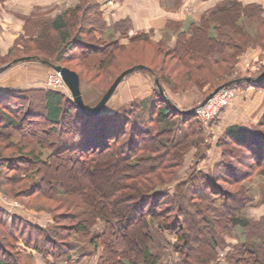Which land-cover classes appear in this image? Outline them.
Listing matches in <instances>:
<instances>
[{"label": "trees", "instance_id": "16d2710c", "mask_svg": "<svg viewBox=\"0 0 264 264\" xmlns=\"http://www.w3.org/2000/svg\"><path fill=\"white\" fill-rule=\"evenodd\" d=\"M251 10L264 25V17L259 16L262 9L258 5L224 0L204 12L188 31L178 30L179 26L173 24L178 32L172 48L162 41L155 44L163 47L166 56L176 58L193 54L197 41L210 43L220 51L217 44H223V41L212 33H219L221 25L245 21ZM77 13V9L68 8L56 18L52 28L59 39L57 49L50 57L34 59L69 68L78 74L80 81L86 80L96 89L93 77L98 78L114 65L121 51L129 50L137 41L152 42L149 33L136 32L129 36L125 21L105 27L100 17L85 23ZM260 47L264 50V43ZM12 50L8 55L0 56L4 60L10 57L0 68L17 58L12 56ZM237 54L226 56L232 61ZM62 57L88 59L81 62L88 76H94L84 79L81 72L63 63ZM132 58L134 63L118 71L111 80L108 78L101 94L123 70L134 65L146 66L148 70L137 71L148 74L152 82L157 78L167 97V89L174 93L186 91H178L168 83V69L165 75L143 61L142 56L140 62L136 60L139 57ZM263 70L264 67L248 76L256 77ZM243 76L247 75L221 78L208 90ZM246 86L264 91V78L232 85L236 89ZM39 122L40 127H44L40 130L44 136L36 135L33 129ZM203 142L202 127L195 119L194 111L185 113L172 108L154 83L148 96L133 99L114 112L104 107L96 116L80 112L62 92L41 89L0 92V143L12 150L5 156L0 149V168L14 172L6 180L11 185L21 184L25 197L43 196L45 189L52 197L60 198L66 194V187L60 182L63 177L54 181L49 176V172L60 164L58 160L61 164L72 161L78 165L69 174L74 179L70 190L76 195L86 192L75 179L82 173L88 181L92 180L98 172L97 165L108 160L123 162L117 175L126 187V190L116 189L118 201L110 196L102 200L100 183L94 184L90 180V187L84 188L90 191L85 199L88 207L79 206L73 213L65 214L67 220H74L69 226H58V219L64 216L52 212V224L40 227L0 208V264H18L21 249L25 248L54 259H66L74 249L80 256H93L99 251L94 264H163L152 246L157 239L162 240L165 232L176 235L173 247L183 264H213L224 235H231L236 240L225 254L226 264H264V215L259 220H252L243 213L252 202L244 182L253 172L263 178L258 203L264 204V111L254 128L233 126L222 132L217 141L221 157L210 170L203 172L191 168L185 178L175 183L171 193L162 189L174 178L186 153ZM229 145L245 151L250 157L235 158L234 153L226 150ZM42 149L48 150L45 158ZM229 155L234 156L235 164L225 161ZM236 164L244 170L237 169ZM26 181L28 185L22 183ZM219 182L238 188L232 192L222 188ZM122 203H128L129 207H120ZM154 222L158 223L155 228L152 227Z\"/></svg>", "mask_w": 264, "mask_h": 264}, {"label": "rangeland", "instance_id": "374dc122", "mask_svg": "<svg viewBox=\"0 0 264 264\" xmlns=\"http://www.w3.org/2000/svg\"><path fill=\"white\" fill-rule=\"evenodd\" d=\"M208 11V10H206ZM251 14L246 18L245 21L237 22L236 24L232 25H221L218 29L220 32H213L212 34L220 40L223 41V44H217L220 51L217 50L215 46H211L210 43L206 42H195L193 47V54L185 55L183 57L176 58V56H170L163 53V47L156 45L155 41L151 40L152 42H143L137 41L135 44L131 45L132 48L129 50L121 51L119 54V60L112 65L107 71L104 72L95 79L94 75L88 73L86 71L85 65L81 61L87 62L88 59L78 58L70 60V58H63L61 61L65 62L66 65L69 67L77 69L81 72L84 79H88L92 76L94 80L93 84L97 86V90L89 89L86 90L82 85L84 98L86 101H97L103 88L108 82V78L111 80L112 76L116 74L121 69L125 68V66L130 65L133 61L132 56L139 57L136 59L140 62V56H142V60H146L147 62L154 65L156 68L160 69L163 74H165L166 69H168V83L175 87L176 90H186L185 92H171L167 89L169 94H178V93H195L197 103L196 105L211 91L208 90L209 86H212L216 83L221 81V78L226 79L228 77L234 78L241 75H255L264 67V50L260 47V44L264 43V25L260 24V20L258 16L251 10ZM261 18L264 17V12L261 10ZM85 23L91 21V16L87 15V13L82 17ZM90 24V23H89ZM179 26V25H178ZM166 29H168V35H173L174 43L176 40V33L180 29V26L173 27V24L170 23ZM149 33L150 38L152 39L151 32ZM171 33V34H169ZM58 35H48L47 37L43 36L38 39V41L28 42L26 41L25 46L19 50H12V56H19V55H28V54H45L52 56L54 54V50L57 49L58 46ZM122 42H126L125 39H122ZM160 42V41H157ZM163 42V41H162ZM174 45V44H173ZM182 46V45H181ZM136 48V52L134 51ZM172 48V46L170 47ZM183 47H180L182 49ZM249 50H258V54L254 58H249L246 63L242 62L246 53ZM76 51H78L76 49ZM223 51V52H222ZM11 52V53H12ZM157 53V54H156ZM196 53H198L196 55ZM237 54L233 57L232 61L226 56ZM163 55V57H162ZM131 56V57H129ZM7 57L5 60L9 59ZM223 58L222 61L214 62V60H219ZM91 59V58H89ZM4 59H0V65L2 64ZM233 62V64L230 63ZM134 63V62H133ZM83 64V65H82ZM6 65V64H5ZM4 66V65H3ZM12 67H24L27 69H35V71L40 72V79L43 83V80L46 78L47 73L51 71L48 69V66L43 65L38 61V59H32L30 61L25 62H18L12 64L11 67L8 69H12ZM89 68V67H88ZM7 69V70H8ZM14 69V68H13ZM6 70V71H7ZM89 70V69H88ZM36 72V73H37ZM9 74L8 72H2L1 74L6 75ZM34 73V74H36ZM134 73H142L144 72L135 71ZM32 74V73H30ZM167 74V75H168ZM127 75V77H131ZM166 75V74H165ZM22 76H26L22 79ZM28 73L23 72H15L13 77L11 76L12 81L16 83L18 86H24L25 81L27 80ZM21 77V78H20ZM150 77V76H149ZM151 80V78H150ZM86 81V80H84ZM152 81V80H151ZM205 82V83H203ZM152 82V86H153ZM202 83V85L200 84ZM153 88V87H152ZM101 91V92H100ZM210 91V92H209ZM233 97L236 96V88L233 89ZM209 92V93H208ZM67 96V95H66ZM71 99V96H67ZM233 99V98H232ZM199 100V101H198ZM229 106V105H228ZM227 106V107H228ZM194 108V107H193ZM225 110V109H224ZM220 113L222 115L223 111ZM263 113V112H262ZM219 115V116H220ZM38 119V118H37ZM195 119L199 122L200 126L202 127V133L204 135V142L202 145L196 146L191 148L185 155L183 159V163L180 168L177 170L176 175L174 178L167 184H164L161 188L167 189L170 191L173 190V186L175 183L183 178L186 177L188 172L191 168L200 169L203 172H207L211 169L213 164L219 161L221 157V148L218 146V139L219 136L222 134L218 133L219 131L215 129L217 125V120L212 121L208 125H204L197 115H195ZM40 122L33 126L35 129L36 135H43L40 131L44 127H40ZM256 125V124H255ZM255 125H252L251 128H254ZM39 130V132H37ZM215 137V138H214ZM215 146L217 149H214ZM1 154L9 155L11 154L12 150L6 149L2 143H0ZM226 150L230 153H234L235 158L244 159L247 158L248 154L245 151L238 150L235 146L229 145L226 146ZM42 157L45 158L48 154V150L42 149L41 150ZM264 156V155H263ZM250 157V156H248ZM252 159V158H250ZM225 161H230V163H234V156L229 155L225 157ZM243 161V160H242ZM58 164L54 169L49 172V176L51 180L58 181L59 177H63L60 180L65 187H66V194L60 198L52 197L51 192L48 189H45V195H35V196H27L21 192V184H13L11 185L9 181L6 180L7 177H11L14 172L10 170H6L5 168H0V194L3 197L4 201L8 204L6 207L8 209H14V207H18L20 204L25 205L29 209H33L35 211H41L49 213L50 215L55 214L57 216L63 215V219L59 218L57 221L58 226H69L73 223L70 220H67L65 214L73 213L74 211L79 209V206L86 207L87 202L85 199H88L90 191L84 190L85 187H90V180L88 181L82 173L78 178L75 179L77 184H82L83 186L81 189L86 193L76 195L72 193L70 190L71 183L74 179L69 177L70 172L77 168L78 165L72 163V161H67V163H62L58 160ZM122 163L113 162L111 160L106 161L103 165L98 166V172L96 176L91 180L92 183H100V187L102 189V193L99 194L100 199L105 200L108 196H110L112 200L116 198V189H125L124 181L120 180L118 177V171L120 173V167ZM235 164V163H234ZM202 167L206 169H202ZM237 169L244 168L240 164H236ZM54 170V171H53ZM166 173V172H164ZM163 173V177L165 178V174ZM66 177V178H64ZM251 178L246 179L244 185L248 188V195L252 199V202L245 208L244 214L248 218L252 220H259L264 215V204H260L259 202V186L263 183V178L260 175H255V172L251 173L249 176ZM73 178H75L73 176ZM166 179V178H165ZM63 180V181H62ZM99 181V182H98ZM28 185V181L22 182ZM126 185H128L126 183ZM219 185L227 190L232 192L236 191L238 188L235 185L229 186L225 183L219 182ZM120 186V187H119ZM44 187V185H43ZM128 187V186H127ZM23 188V187H22ZM80 189V190H81ZM171 193V192H170ZM22 194V195H20ZM113 195V196H112ZM116 201L118 199L116 198ZM88 207V206H87ZM122 208L129 207L128 203H122L120 205ZM52 212V213H50ZM174 216V215H173ZM66 217V218H65ZM172 217V216H171ZM158 225L157 222L153 223V228ZM118 238H116L117 240ZM5 240V239H4ZM7 241V240H6ZM4 241V243L6 242ZM223 241V242H222ZM221 243L219 244V248H217L218 258L213 264H226L225 262V254L229 250L230 245H233L236 240L231 235H224ZM118 242V240L116 241ZM174 243H176V235L173 233L165 232L163 233L162 240L157 239L156 243L152 246V250L160 256V259L163 264H183L180 256L174 250ZM71 254L73 253L74 261L78 262L81 259H84L83 263L86 264L91 257H94L96 260V255H89V256H80L78 250L74 249ZM88 259V260H87ZM76 264H82L78 262ZM88 264V263H87Z\"/></svg>", "mask_w": 264, "mask_h": 264}, {"label": "crops", "instance_id": "0c3cea01", "mask_svg": "<svg viewBox=\"0 0 264 264\" xmlns=\"http://www.w3.org/2000/svg\"><path fill=\"white\" fill-rule=\"evenodd\" d=\"M222 1L224 0H120L114 7H107L103 0H73V5L69 8L77 9V15L80 17H84L87 13L91 16L92 21L100 17L105 27L125 21L126 32L129 36L136 32H151V40L155 42L163 41L168 47H171L174 44V37L168 35V29H166L170 23H176L182 31H188L190 25L196 24L206 10L213 8ZM235 1L242 5H258L264 12V0ZM65 9L68 8L64 7V0H0V56L8 55L12 49H22L25 46L23 43L26 41H38L39 38L48 35L57 36V32L52 28L53 22ZM105 33H108V30ZM116 36H118V33H116ZM257 54L258 50H249L242 62L246 63L249 58H254ZM40 56L50 57V55L45 54H25L19 55L17 58H40ZM11 66L12 64L9 67ZM9 67L4 70L5 72L9 70V74H1L4 71L0 73V92L14 89H41L47 91L43 88L40 72L35 71V69L27 71L24 67L8 69ZM48 69L51 68L48 66ZM19 71L28 73L24 86H18L11 79V76L13 77V74ZM23 77L26 76H22V79H24ZM82 85L86 90L97 89L87 81L79 82L85 106H94L102 94L97 101H86ZM152 87V81L148 74L134 73L131 77L126 76L105 107H108L110 112H114L133 99L148 96L152 92ZM235 92L236 96L233 97L229 106L216 119L215 129L220 134L226 128L233 126L250 129L252 125L257 123L259 116L264 111V91L262 89L246 86L237 88ZM168 98L181 109L193 108L197 103L196 94L191 92L168 93ZM213 148L217 149L215 146ZM202 169L206 168L202 167ZM3 197L5 196L0 194V208L5 212L20 216L40 227H49L52 224L49 213L29 209L22 204L16 208L14 207V209H8L6 207L8 202L6 203ZM19 247H21V244ZM21 254L18 264H76L78 262L84 264V259L78 262L74 261L73 253H70L66 259H54L50 255L44 256L33 249L25 248L21 249ZM98 254L99 251L95 255ZM87 263L94 264V257H91Z\"/></svg>", "mask_w": 264, "mask_h": 264}, {"label": "water", "instance_id": "95a60500", "mask_svg": "<svg viewBox=\"0 0 264 264\" xmlns=\"http://www.w3.org/2000/svg\"><path fill=\"white\" fill-rule=\"evenodd\" d=\"M32 59H34V58H32V57H21V58L14 59L11 62L7 63L6 65L2 66L0 68V73L2 71H4L7 67H9L11 64L18 63V62L30 61ZM38 61L42 64L49 66L52 70H55V71L60 73V75H61L69 93H70L72 101L78 107L80 112H82L83 114L88 115V116H96L102 111V109L106 106V104L110 100L111 96L113 95V93L115 92V90L117 89V87L119 86L121 81L128 74H131L137 70H148V68L144 65H134V66H131V67L123 70L114 79V81L107 88V90L101 95V97L97 101V103L92 107H86L84 104V101L82 99V95H81V91H80V87H79V82H80L79 76L75 71L70 70L69 68L63 67L61 65L52 64V63L45 61V60L38 59ZM263 78H264V70L259 75H257L256 77L243 76V77H239V78H236L234 80L228 81L222 85L215 87L195 107L203 106L209 99H211L215 94H217L221 89H223L225 87L232 86L236 83H241V82H256V81L261 80ZM153 82H154V85H155L157 91L165 99L166 103L168 105H170L172 108L177 109L178 111H181V112H185V113H190V112L194 111L195 107L187 109V110H181L180 108L176 107V105H174L170 101V99L166 96V94L162 90V88L158 82V79L154 78Z\"/></svg>", "mask_w": 264, "mask_h": 264}, {"label": "built area", "instance_id": "2783aa9c", "mask_svg": "<svg viewBox=\"0 0 264 264\" xmlns=\"http://www.w3.org/2000/svg\"><path fill=\"white\" fill-rule=\"evenodd\" d=\"M107 7H114L120 0H103ZM73 5V0H64V7L69 8ZM43 88L47 91H55L65 93L70 96V93L59 72L51 70L47 73L43 80ZM233 87L228 86L221 89L203 106L195 107L194 114L198 116L204 125H208L216 120L222 110H224L233 98Z\"/></svg>", "mask_w": 264, "mask_h": 264}]
</instances>
